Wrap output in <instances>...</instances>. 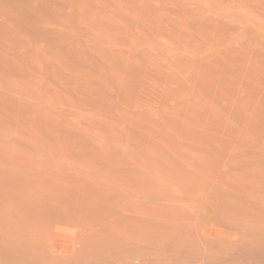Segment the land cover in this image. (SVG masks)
<instances>
[{"label": "bare ground", "instance_id": "bare-ground-1", "mask_svg": "<svg viewBox=\"0 0 264 264\" xmlns=\"http://www.w3.org/2000/svg\"><path fill=\"white\" fill-rule=\"evenodd\" d=\"M186 257L264 264V0H0V264Z\"/></svg>", "mask_w": 264, "mask_h": 264}, {"label": "rangeland", "instance_id": "rangeland-1", "mask_svg": "<svg viewBox=\"0 0 264 264\" xmlns=\"http://www.w3.org/2000/svg\"><path fill=\"white\" fill-rule=\"evenodd\" d=\"M215 227V228H214ZM206 231H207V233H208V235L211 237V238H217V239H223V240H227V239H230V238H233L234 237V232L233 231H230V230H227V229H223V228H220V227H218V226H212V225H210V226H207L206 227ZM68 240V239H67ZM68 242H70V241H68ZM68 244V243H67ZM63 254V255H62ZM65 254L66 253H61V255L62 256H65ZM184 259V258H183ZM185 260H187V261H185ZM183 261V260H182ZM182 261L181 262H178L179 264H187L188 262H189V264H190V262H191V264H198L199 262L200 263H203L204 262V260H201V259H199V260H197V262L196 261H194L193 259H189L188 257H186L185 259H184V261H183V263H182ZM184 262H186V263H184ZM148 263H155V264H159L160 262L159 261H154V262H147V263H145V264H148ZM168 264V263H170V264H172V262H165V263H160V264ZM178 263H175V264H178ZM174 264V263H173ZM203 264H206V263H203Z\"/></svg>", "mask_w": 264, "mask_h": 264}]
</instances>
